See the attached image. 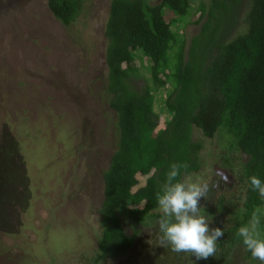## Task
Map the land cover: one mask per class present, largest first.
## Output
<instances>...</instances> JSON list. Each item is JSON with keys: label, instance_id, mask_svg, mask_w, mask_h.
<instances>
[{"label": "rangeland", "instance_id": "1", "mask_svg": "<svg viewBox=\"0 0 264 264\" xmlns=\"http://www.w3.org/2000/svg\"><path fill=\"white\" fill-rule=\"evenodd\" d=\"M147 1L154 5L160 0ZM211 1L193 0L197 13L181 24L188 46L201 33L193 23L201 15L199 8L202 3L210 7ZM111 2L85 0L76 21L65 26L53 15L49 0H0V157L6 148L12 150L11 170L19 169L22 180L2 181L9 183L10 198L0 196V264H96L103 173L118 144L117 113L107 93ZM249 2L243 0L239 27L229 40L247 31ZM142 54L136 61L141 77L134 82L139 87L151 83L150 62ZM167 94L156 92L162 121L171 118ZM218 135L210 142L194 131L195 141L205 145V165L188 179L207 182L210 189L199 201L201 209L234 184L225 160L237 170L249 159L240 152L227 154V140L233 137L225 128ZM140 180L143 185L146 178ZM121 217L126 233L137 235L135 249L127 258L99 264L197 262L189 253L160 245L157 221L138 226ZM244 257L237 248L230 264H252Z\"/></svg>", "mask_w": 264, "mask_h": 264}, {"label": "trees", "instance_id": "2", "mask_svg": "<svg viewBox=\"0 0 264 264\" xmlns=\"http://www.w3.org/2000/svg\"><path fill=\"white\" fill-rule=\"evenodd\" d=\"M242 2L212 0L210 7L202 3L201 15L193 21L201 26V33L188 46L181 24L197 13L193 0H160L154 5L147 0H112L106 26L107 93L109 106L117 113L118 144L103 173L102 237L96 264L127 258L135 249L137 235L126 233L121 214L138 226L161 218L155 193L172 163L188 165L177 179L202 171L205 145L195 141V128L210 142L225 128L233 137L226 139L227 154L249 157L237 170L230 159L225 160L234 184L201 209L209 228L219 227L224 235L217 241L216 255L195 264H230L237 248L244 250L247 261L261 264L236 236L255 208L264 209V199L247 182L252 175L264 181V0H250L247 31L229 40L239 27ZM84 3L49 0V8L71 26ZM226 25L234 26L226 29ZM139 51L150 62L151 83L142 87L134 84L141 77ZM161 90L168 91L171 118L167 121L156 111V92ZM1 152L0 196L8 199L7 185L22 182L21 173L16 167L19 174L11 170L12 150ZM141 177L146 178L143 185ZM259 229L264 237V215Z\"/></svg>", "mask_w": 264, "mask_h": 264}, {"label": "clouds", "instance_id": "3", "mask_svg": "<svg viewBox=\"0 0 264 264\" xmlns=\"http://www.w3.org/2000/svg\"><path fill=\"white\" fill-rule=\"evenodd\" d=\"M187 168L186 163H172L166 172V180L155 193L162 212L157 221L158 240L161 246L170 247L175 253H189L196 260H207L216 255L217 241L223 237L224 231L219 227L210 229L207 217L201 215L199 201L207 197L209 184L188 178L177 179L181 169ZM247 182L264 199V181L252 175ZM219 183L218 179L215 186ZM261 215H264V209L255 208L248 223L238 228L236 236L242 240L252 259L264 264V237L259 229Z\"/></svg>", "mask_w": 264, "mask_h": 264}]
</instances>
